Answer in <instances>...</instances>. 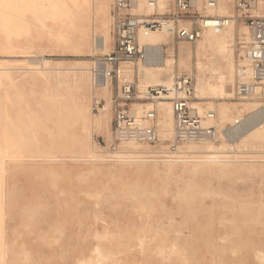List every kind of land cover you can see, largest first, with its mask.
Returning <instances> with one entry per match:
<instances>
[{"label":"rangeland","instance_id":"obj_1","mask_svg":"<svg viewBox=\"0 0 264 264\" xmlns=\"http://www.w3.org/2000/svg\"><path fill=\"white\" fill-rule=\"evenodd\" d=\"M52 1L0 0V263L264 264V129L244 133L262 118L258 106L264 98L233 93L239 41L248 32L233 1L225 14L207 11L233 20L229 95L195 91L192 101L201 116L214 113L202 124L218 129V139L180 143L173 153H167L173 115L165 131L161 101L131 105L137 115L156 109L161 138L156 146L114 143L118 83L113 78L98 86L92 71L113 49V0H84L82 20L75 17L80 2L54 7L48 5ZM157 1V11L164 12L170 0ZM137 10L151 12L141 3ZM251 12L264 15V7L257 4ZM155 33L166 43L162 52L157 46L154 62L125 64L121 73L139 90L167 86L145 81L143 70L169 57L171 64L160 65L165 76L189 73L195 85L197 62L211 54L205 33L196 42ZM102 37L106 47L96 49ZM81 73L87 78L79 87ZM207 153L217 154L220 165L192 167ZM131 156L160 169L136 171L123 160Z\"/></svg>","mask_w":264,"mask_h":264},{"label":"built area","instance_id":"obj_2","mask_svg":"<svg viewBox=\"0 0 264 264\" xmlns=\"http://www.w3.org/2000/svg\"><path fill=\"white\" fill-rule=\"evenodd\" d=\"M232 1L235 9L243 14L248 31L246 39L239 41L242 50L233 93L239 98H264V15L251 12L257 4L264 7V0ZM140 3L151 12L138 11ZM218 3L219 0H170L165 11L158 12L157 0H113V49L98 59L93 72L98 86L113 78L118 83L113 99L114 143L156 146L161 141L156 109H144L137 115L131 108L133 101L141 105L148 102L152 106L158 101L170 103L174 132L167 153L175 152L180 143H207L218 139V129L202 124L204 118H213L214 113L206 111L201 116L192 106L195 85L191 74H173L169 86L154 85L139 90L133 81L120 73V67L125 64H134L138 60L150 62V50L140 44V34L160 31L176 40L196 42L206 30L220 32L231 17L207 12Z\"/></svg>","mask_w":264,"mask_h":264},{"label":"bare ground","instance_id":"obj_3","mask_svg":"<svg viewBox=\"0 0 264 264\" xmlns=\"http://www.w3.org/2000/svg\"><path fill=\"white\" fill-rule=\"evenodd\" d=\"M69 1L70 0H53L52 3L50 2L48 5L54 6V7H57V6L63 7ZM72 1H74V5L78 4V2H80V5L76 10L75 17L78 20H82L84 18H87V10H86L84 4H82V2H84V0H72ZM229 1H231V0H219L218 5L214 9L216 11L219 10L222 14L227 13L229 6L226 3ZM159 2L161 3L162 0H159ZM158 5H160V4L158 3ZM161 5H163V4H161ZM79 28L82 30V28H83L82 22H81ZM234 30H235V28L233 26V20H229L227 25L218 33H215L211 30H206L204 32L205 33V37H204V43L205 44H204V46L207 49L211 50V54H210V57L208 58V60L206 62H202V61L197 62V65H198L197 68L199 69V75L196 78L195 91H196V94L198 96L203 95V94H209L212 96L218 95L221 97L229 95L228 94L229 92L225 91V83L229 80L231 81L232 75H233V69H234L233 68L234 67L233 66V56H232V49L230 48L229 43L231 42V40L233 38V33L235 32ZM157 33L151 32L147 35H143V34L139 35V41H141L142 43H147L144 45L147 46V50H150V62L148 61V63L154 62L153 53L156 52L157 46L159 45L158 52H162V48H160V45H164L166 43V42L164 43V41H163L164 37L160 34H157ZM141 42H140V44H141ZM106 44H107V40L105 38H103V37L98 38L96 43H95V48L99 49V50H104L106 47ZM201 45H203V44H201ZM180 50L181 51L185 50L182 52L183 54H185V53L190 54L191 53V50L189 48H181L180 47ZM196 52L199 53V49ZM151 55H152V57H151ZM148 59H149V57H148ZM172 62H173L172 58H169V57H167V59L159 58L158 62L156 63L158 66L153 67V68H147V69L143 70V78L145 79V81H148V82H155V83L156 82L157 83L163 82V84H166L167 86H169L171 84V77L169 78L168 76H165V74L163 73V70H162L163 68L160 65L165 64V63L171 64ZM121 72L122 71H120V73ZM205 73H207L208 76H206ZM86 78L87 77L85 74H83V73L79 74V77H78L79 87L86 80ZM221 100H224V99H221ZM158 107H159V114L161 115V119L160 118L159 119L161 120V123L165 127L164 130L169 131V126L171 125V117H172V111L170 108V103L168 101H161L159 103ZM258 107H259L258 108L259 114L260 113L262 114V118L260 117L261 118L260 120L256 119V121H258V122H256L255 124H253L249 127H246V129L244 130V133H246V135L247 134L249 135L252 132L259 133V132L263 131L262 129H264V106L259 105ZM258 111H256V112H258ZM80 112H81V110H80ZM137 113H139V112H137ZM253 113H255V112H253ZM256 114H258V113H256ZM256 114H255V116H256ZM245 119H246V117H245ZM245 119H242V120L244 121ZM241 122H240V124H241ZM95 123H96L95 120L90 122L91 128H92V126H94ZM238 124H237V126H239ZM240 127H241V125H240ZM225 130L226 129H224V131ZM233 130L235 133L237 132V131H235L236 129H233ZM231 131H232V129H231ZM225 133H227V132H225ZM228 133H231V132L228 131ZM237 133H239V132H237ZM237 133H236V135H237ZM127 145H129L130 147H133V148H137V146L134 144V142H127ZM191 146L192 145H189V147H191ZM209 148H210V146H209ZM1 151L2 150L0 149V154H1ZM123 160L132 164L134 166V170H136V171L139 169L140 170L145 169L147 171H151L152 169H154V170L160 169V167L158 168V166H156V165H148V164L143 163L146 160L143 158H140L138 156L127 157ZM168 161L173 162L175 160H168ZM195 161H196V163L193 164L192 167H197V166L213 167V166L220 165L219 163L221 162V160L218 158L217 154H211V153L204 154L203 156H201V158L195 159ZM164 167H166L168 169H172V168H174V165L173 164H166ZM102 237H104V236H102ZM1 257H2V255L0 254V259H1ZM0 261H2V260H0ZM83 262H84V260H83ZM83 262H81V264Z\"/></svg>","mask_w":264,"mask_h":264}]
</instances>
